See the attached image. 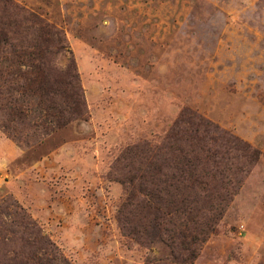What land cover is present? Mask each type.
<instances>
[{"label":"rangeland","instance_id":"374dc122","mask_svg":"<svg viewBox=\"0 0 264 264\" xmlns=\"http://www.w3.org/2000/svg\"><path fill=\"white\" fill-rule=\"evenodd\" d=\"M9 1L24 13L0 1V32L32 52L26 16L53 27L62 49L48 59L62 83L77 75L86 115L50 130L51 117L4 81L23 83L8 72L28 69L0 65V262L31 238L26 222L65 264L170 257L158 238L142 245L120 225L118 160L158 144L188 109L260 154L194 264H264V0ZM17 103L20 121L7 114Z\"/></svg>","mask_w":264,"mask_h":264},{"label":"trees","instance_id":"16d2710c","mask_svg":"<svg viewBox=\"0 0 264 264\" xmlns=\"http://www.w3.org/2000/svg\"><path fill=\"white\" fill-rule=\"evenodd\" d=\"M0 1L15 8L17 15L24 13L11 1ZM26 19L35 28L32 52L22 42L14 46L0 32V65L10 63V67L28 69L8 72L9 78L17 76L23 83L17 84V79L4 81L9 87L15 85L12 91L28 96L51 117L50 130L62 129L86 115L77 75L68 74L66 83H62L48 59L52 49H62L55 37L57 32L34 14L29 13ZM18 104L8 107L7 114L20 121L27 113ZM2 127L9 130L7 124ZM259 155L231 132L188 109L180 112L158 144L144 142L125 149L118 160L123 172L120 182L126 192L118 221L140 244L148 245L155 237L171 251L170 257L147 264H194L197 249L215 231L214 226ZM24 227L31 230V238L23 240L17 249L6 251L0 264H65L56 247L33 223L26 222Z\"/></svg>","mask_w":264,"mask_h":264}]
</instances>
